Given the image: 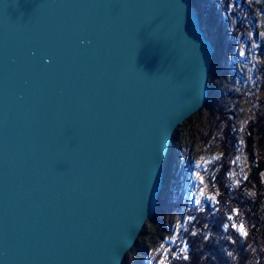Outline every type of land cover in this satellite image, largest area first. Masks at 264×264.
<instances>
[{
  "label": "water",
  "instance_id": "95a60500",
  "mask_svg": "<svg viewBox=\"0 0 264 264\" xmlns=\"http://www.w3.org/2000/svg\"><path fill=\"white\" fill-rule=\"evenodd\" d=\"M198 10L0 0V264L124 263L210 95Z\"/></svg>",
  "mask_w": 264,
  "mask_h": 264
},
{
  "label": "rangeland",
  "instance_id": "374dc122",
  "mask_svg": "<svg viewBox=\"0 0 264 264\" xmlns=\"http://www.w3.org/2000/svg\"><path fill=\"white\" fill-rule=\"evenodd\" d=\"M202 11L208 19L207 27L214 35V15L213 20L205 9ZM262 36L264 38V29ZM254 43L252 45H255L256 54L251 55L252 51L248 55L244 54L246 59L243 61V68L240 67L238 72L231 67L218 76L213 65L209 80L217 94L219 91V97L217 94L210 96L211 104L203 106L177 129L169 160V164L173 166V175L169 176L163 196L167 203L172 200L176 203L187 202L191 206L197 204L200 198L216 195V186H209L205 176L210 165L223 152L222 129L227 120L231 121L230 126L236 133V152L232 157L228 177L237 183L248 175L250 165L245 150V137L250 134V121L254 122L260 113H264V45L261 49V44ZM218 59L215 54L213 64ZM222 90L227 91L224 94ZM254 150L258 158L259 150L256 145ZM200 177H203V183ZM201 191L205 195L202 196ZM167 203L158 208L155 216L147 221L137 244L126 256L123 264H160L161 260L169 264V251L185 228L189 207ZM181 245L184 247V242Z\"/></svg>",
  "mask_w": 264,
  "mask_h": 264
},
{
  "label": "trees",
  "instance_id": "16d2710c",
  "mask_svg": "<svg viewBox=\"0 0 264 264\" xmlns=\"http://www.w3.org/2000/svg\"><path fill=\"white\" fill-rule=\"evenodd\" d=\"M192 3L195 5V0ZM198 11L206 35L218 46L220 40L207 27L208 19L204 17L203 11ZM210 96L204 106L211 104ZM221 115L223 116L222 113ZM230 123L227 120L222 129L223 152L210 165L205 176L207 184L217 188L215 200L203 197L200 198V203L188 206L187 202L176 203L171 200L167 203L163 197L165 191L161 193L157 208L166 203L189 207L185 228L169 251V264H264V113H260L254 122L249 123L250 134L245 137V150L248 153L250 171L237 183L228 177L232 157L236 152V133ZM255 145L259 150L258 158ZM171 156L172 152L166 161L165 188L169 182ZM235 210H239V216H236ZM229 217L233 219L230 220ZM241 222L248 231L247 237L241 236L232 227L234 223ZM182 242L188 251L177 258L180 254L178 249L184 248ZM182 255H188L190 259L184 260Z\"/></svg>",
  "mask_w": 264,
  "mask_h": 264
},
{
  "label": "built area",
  "instance_id": "2783aa9c",
  "mask_svg": "<svg viewBox=\"0 0 264 264\" xmlns=\"http://www.w3.org/2000/svg\"><path fill=\"white\" fill-rule=\"evenodd\" d=\"M195 6L201 11L205 9L210 18L213 19V15L215 18L212 24L215 33L217 32L216 37L220 41L216 52L219 59L213 65H215L218 76L222 74L221 72L230 70L231 67L237 72L240 67L243 68V61L246 59L244 54L248 55L251 51V55L256 54L255 45H252V42L261 44L260 48L262 49L264 45L262 36L264 0L262 2L255 0H195ZM259 50L257 49V51ZM209 87L211 97L215 96L217 90L210 85V80ZM222 91L225 94L227 90ZM217 95L219 97V91ZM171 175H173V166L169 165V176Z\"/></svg>",
  "mask_w": 264,
  "mask_h": 264
},
{
  "label": "snow or ice",
  "instance_id": "6c2138e0",
  "mask_svg": "<svg viewBox=\"0 0 264 264\" xmlns=\"http://www.w3.org/2000/svg\"><path fill=\"white\" fill-rule=\"evenodd\" d=\"M237 159H239V157H237ZM233 163H235V161H233ZM201 183H203V177H200ZM201 195H205V193L203 191H201ZM209 200H215V196H208L207 197ZM197 203H200V201H197ZM236 212V216H239V210H235ZM191 219V217L189 218ZM230 220L233 219V217H229ZM227 227V225L225 226ZM232 227L243 237H247L248 236V231L246 230L245 225L241 222L239 224H233ZM174 242V239H173ZM188 251L187 247H184L180 250V254H178L177 258H181V254L186 253ZM165 255L167 256V253H165ZM229 255H231V253H229ZM182 258L184 260H188L190 259V257L188 255H182ZM160 264H166L165 260H161Z\"/></svg>",
  "mask_w": 264,
  "mask_h": 264
},
{
  "label": "flooded vegetation",
  "instance_id": "af4514ba",
  "mask_svg": "<svg viewBox=\"0 0 264 264\" xmlns=\"http://www.w3.org/2000/svg\"><path fill=\"white\" fill-rule=\"evenodd\" d=\"M205 27V26H204ZM208 33V32H207ZM208 35V34H207ZM209 38V37H208Z\"/></svg>",
  "mask_w": 264,
  "mask_h": 264
}]
</instances>
